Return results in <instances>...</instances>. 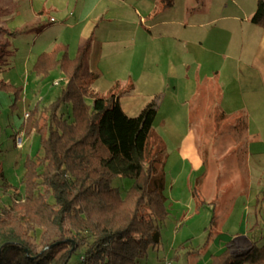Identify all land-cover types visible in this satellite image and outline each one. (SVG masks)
Returning a JSON list of instances; mask_svg holds the SVG:
<instances>
[{
  "label": "crops",
  "instance_id": "0c3cea01",
  "mask_svg": "<svg viewBox=\"0 0 264 264\" xmlns=\"http://www.w3.org/2000/svg\"><path fill=\"white\" fill-rule=\"evenodd\" d=\"M158 4L159 0H2L0 28L14 34L0 31L1 41L9 43L0 84L13 86L5 71L15 64L33 72L37 56L56 43L65 44L73 57L92 35L86 64L97 74L90 86L93 92L105 96L117 83V99L127 116L138 115L152 100L159 104L156 115L167 105L176 111L173 116L181 129L175 142L181 144L176 147L181 157L177 175H183L185 166L186 171H201L191 132L194 112L201 123L207 118L241 116L248 132L246 186L237 193L229 214L219 218L213 198H201L205 203L197 210L196 188L189 183V173L181 187H175V179L169 183L175 191L165 194L166 205L169 216L175 214L172 203L180 200L176 191H184L189 212L203 209L209 224L213 220L204 227L210 239L222 234L224 240L242 241L240 245L258 241L264 236V141L251 129V112L264 113V27L250 21L257 0H174L171 7L159 9L151 18ZM140 16L147 26L135 24ZM55 70L64 80L63 73ZM161 123L165 126L164 119ZM153 132L166 143L162 133ZM167 137L174 142L173 135ZM187 159L195 163L188 164ZM209 262L210 257L204 264Z\"/></svg>",
  "mask_w": 264,
  "mask_h": 264
},
{
  "label": "trees",
  "instance_id": "16d2710c",
  "mask_svg": "<svg viewBox=\"0 0 264 264\" xmlns=\"http://www.w3.org/2000/svg\"><path fill=\"white\" fill-rule=\"evenodd\" d=\"M173 2L159 0V8ZM250 21L264 27V0H257ZM90 38L73 57L65 44L56 43L32 66L41 77L59 69L65 83L52 102L27 117L25 127L39 133L42 153L23 162L20 213L0 209V264H141L159 244L155 237L169 217L164 172L158 166L165 147L152 129L159 104L152 100L138 115L127 116L117 99V83L105 96L90 90L97 78L86 64ZM8 48L7 41H0V69ZM0 89L14 91L15 99L20 93L9 84L1 83ZM69 105V117L59 113ZM116 176L131 180L125 192L111 185ZM1 192H12L14 202L18 188L7 184L0 170ZM193 194L198 210L205 202ZM209 238L210 232L206 243ZM184 246L177 247L173 259ZM208 264H264V243L228 240Z\"/></svg>",
  "mask_w": 264,
  "mask_h": 264
},
{
  "label": "rangeland",
  "instance_id": "374dc122",
  "mask_svg": "<svg viewBox=\"0 0 264 264\" xmlns=\"http://www.w3.org/2000/svg\"><path fill=\"white\" fill-rule=\"evenodd\" d=\"M1 2L2 0H0V4ZM159 9L158 4L150 14L151 18L159 13ZM135 24L141 27L147 26L144 17L141 16L136 19ZM2 39L3 36L0 32V41ZM91 39L92 35L90 43ZM15 44L19 43L15 41ZM76 52L73 53V56ZM17 58H21L20 55ZM15 65L14 68L5 71V76L9 75L8 78L11 79L13 86L20 89L19 96L15 99L14 91L0 89V170L2 169V175L8 183L13 186H20V188L17 187L18 193L14 202H12V192L0 193V209L6 207L12 216L20 213L21 210L19 201L23 197V185H20L24 172L23 162L27 157L42 153L39 133L35 131L30 133L28 132L30 130L25 127L28 117H25V113L29 115L35 107L39 111L47 106L58 96L65 83V79H62L63 76L58 77L55 69L40 82L34 72L23 69V64ZM55 82H58V84H55ZM86 102L90 103V99H86ZM172 109V106H165L156 115L152 124V129L162 133L167 139L164 144L165 151L161 154V162L158 165L159 169L162 168L164 172L165 194L169 196L172 191H175L170 190V182L175 179L177 182L175 187H181L180 185L184 184L186 175L189 173L188 180L192 187L196 188L195 193L202 199L213 198L216 204V212L219 214V218L221 216V219H223L232 210L233 205H236L237 193H240L241 189L246 186L244 179L247 174L244 173H247V168L244 150L247 144L246 136L248 132L241 122V116L240 119L233 118L231 120L219 117L207 118L201 123L196 117L197 112H194L195 119L191 123V132L194 133L195 145L198 146L199 162H201V164L199 163V170L201 171H186L188 166H185L183 175H177L176 171L180 165L179 160L181 157L179 158L176 147L181 144L175 142L181 129L177 126L176 119L173 116L176 111ZM70 110L69 105V107L61 108L59 113L63 112V116L69 117ZM251 115L253 125L251 129L253 131L256 129L264 141V113L251 112ZM162 119L165 120V126H162ZM39 122L41 124L44 119L40 118ZM13 132L21 134L20 147L15 145L17 134L12 139ZM169 133L173 135L174 142L168 139ZM194 161L187 159L188 164H193ZM198 173L204 175L197 178ZM130 184L131 180L129 178L121 176H116L111 182V185L117 187L120 192H125ZM176 192L180 200L177 204L172 203L171 210L175 214L170 215L164 221L159 235L155 237L159 244L147 251L145 258L140 262L141 264H160L163 259L170 260L171 264H204L210 254L215 253L220 244L227 241L223 239L222 234H219L218 238H209L206 243L207 232L204 227L208 226L209 221L207 215H205V210L194 211L193 209L190 213L189 208L186 206V192L180 190ZM229 227L231 228V224ZM39 234L38 231L35 237L37 242ZM182 243L185 244V248L177 252V259H173L172 255L176 254L175 250ZM242 243L240 241L239 245ZM263 243L264 236L258 240L259 245ZM194 249H197L196 253L198 254L188 253V250Z\"/></svg>",
  "mask_w": 264,
  "mask_h": 264
},
{
  "label": "built area",
  "instance_id": "2783aa9c",
  "mask_svg": "<svg viewBox=\"0 0 264 264\" xmlns=\"http://www.w3.org/2000/svg\"><path fill=\"white\" fill-rule=\"evenodd\" d=\"M56 83L58 84V82H55V84ZM27 116H28V114L25 113V117H27ZM15 145L17 147H20V145H21V134H19V133L15 136ZM160 264H171V261L168 259H163Z\"/></svg>",
  "mask_w": 264,
  "mask_h": 264
}]
</instances>
